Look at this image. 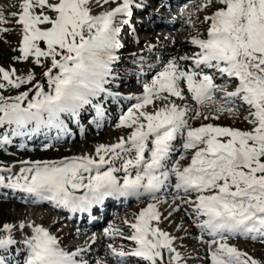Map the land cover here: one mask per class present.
<instances>
[{
	"label": "snow or ice",
	"instance_id": "1",
	"mask_svg": "<svg viewBox=\"0 0 264 264\" xmlns=\"http://www.w3.org/2000/svg\"><path fill=\"white\" fill-rule=\"evenodd\" d=\"M213 2L203 0L200 8ZM215 2L221 6L204 18L209 23L207 37L191 39L199 51L170 59L150 83L143 84L142 94L127 97L136 103L117 124L132 129L127 138L97 146L95 156L23 161L25 166L18 175L0 174V187L19 190L33 197V202H53L71 212L89 211L109 197L157 200L158 193L175 189L173 202L190 205L198 220L205 217L197 226L212 238L207 242L211 264H261L227 241L241 236L264 242V0ZM111 4L116 6L93 13L94 7ZM134 4L135 0H21L19 12L11 14L21 27L20 56L16 59L32 58L41 67L50 60L43 73L48 90L37 82L33 89L16 96L0 94V128L8 126L12 136H31L42 128L66 131L62 117H77L94 99L97 103L93 107L102 114L99 101L119 95L107 86L115 79L113 65L118 57L114 53L121 47L119 24L129 23ZM186 14L193 15L190 11ZM7 23L0 13V24ZM7 31V27L0 28V32ZM180 61H191L192 66L185 69ZM205 69L237 81L233 91L224 93V103L216 111L237 115L246 106L244 119L250 129L211 123L192 127L190 119L202 113L194 111L190 117L187 105L169 99H186L181 87L184 82L196 104L216 103L222 86ZM34 80V72L22 76L16 75L15 68L0 67V90L19 89ZM157 100L163 101V106L147 111ZM178 139L180 149L175 147ZM9 142V135L3 134L0 144ZM177 151L180 155L173 159ZM189 152L190 160L183 166ZM117 160L122 162L119 168ZM11 171L0 168V173ZM121 171L122 180L116 175ZM81 190L82 194H77ZM193 194L194 198L185 199ZM160 218L157 203L148 204L129 225L133 234L125 238L136 246L126 251L123 246L108 245L118 264H129L130 257L147 264H181L183 257L174 247L176 237L158 226ZM15 227L4 224L0 229L5 233L0 235V251L17 243L12 235ZM25 227L32 228V235L24 241L29 252L25 264H88L83 258L87 248L66 251L45 227L19 224L20 229ZM119 232L115 226L105 229V235L112 238ZM0 264H8L3 255Z\"/></svg>",
	"mask_w": 264,
	"mask_h": 264
},
{
	"label": "rangeland",
	"instance_id": "2",
	"mask_svg": "<svg viewBox=\"0 0 264 264\" xmlns=\"http://www.w3.org/2000/svg\"><path fill=\"white\" fill-rule=\"evenodd\" d=\"M203 2V0H198L195 1V4L193 5L192 8V13L193 15H197V22L198 21H203L204 18L206 16H209V14L213 11H215L218 7H220L221 5H219L218 3L213 2V4L210 7L201 9L200 8V4ZM21 0H19V2L17 3L16 0L15 1H10V0H0V13H3L4 16L6 17V19L8 20L7 24H0V28L3 27H7L9 29V31L7 32H0V67L5 68L6 70H10L11 68H15L16 69V75H22V76H26L29 74V72H34L35 73V80L27 85H23L21 86V88L19 89H15V88H6L3 90H0V94H3L6 97L9 96H16L18 94H20V92H24V91H29V89H33V86L39 82L41 84H45V90H48V87L46 86L47 83V78L43 75V73L47 70L48 67H50V60H45L44 61V66H38L35 65L33 62L32 58H29L28 61H22V60H18L16 59V57L20 56V52H19V47H20V42H21V27L19 24H17L16 19L11 15L14 12H19L20 9H15V5L17 4L18 6L20 5ZM112 5H116V4H111V5H104L102 8L101 7H94L93 9V13L94 14H99L101 11L107 9L108 7L112 6ZM207 9V10H206ZM191 12V11H190ZM174 15V14H172ZM192 16V15H191ZM191 16L189 17L187 14H184L181 16L182 21H185L187 26L183 29H181V33L182 34V39L184 38V41L186 42L188 40L189 37H191V34L188 33L190 31V29H194L195 30H199V27H192L193 22L189 23V20L191 18ZM201 16V17H199ZM194 17V16H193ZM205 21V20H204ZM161 31V30H160ZM174 32V31H172ZM171 32H168V35ZM199 36V35H198ZM131 40V37H129ZM190 39V38H189ZM192 39V38H191ZM157 40V39H156ZM173 44L174 43V39H170L168 41V44ZM42 47L44 46L43 44L41 45ZM164 46V45H162ZM145 47H147V50L150 51H154V52H148V53H143V50L146 49ZM158 47V41H154L150 44H147L145 42L139 41H131L130 42V46L127 48V52L128 54L126 56H128L129 58L126 59V64L123 63L121 65H134L137 68H140L141 70L143 69V65L142 63H146L148 56H153L151 57V61L157 63L160 62L162 60H166V50L164 48H162L163 50L158 52L155 51V49ZM188 47H185V49H187ZM184 50V49H183ZM132 57V58H131ZM22 62V63H21ZM148 62V61H147ZM186 62V61H185ZM190 63V61H189ZM117 68V67H116ZM116 72L113 73V75L115 76L114 80H118L119 82L122 80V77L117 75V70H115ZM145 72V71H144ZM133 78H138V76L136 75H131ZM181 87L184 89V95L186 97V99L184 100H180L178 98L175 97H170L169 99L171 101H174L175 103L184 106L187 105L190 109L189 112V116L192 117L194 111H199L202 113V115L199 118H191L190 119V124L192 127H196V126H201L202 124H213L216 123V121H219V126L221 127H232V128H239L241 130H248L251 128V125L244 119V117L247 115V110L241 108L238 112L237 115H230L227 112H223V113H218L216 111L217 106L220 103H224V99L219 100V96L224 98V93L226 90V86H222V88L219 90L220 94L219 96L215 97V101L216 103L213 102H206L204 105H198L195 102H193L192 98H191V93L188 92V90L185 89V83L182 82L181 83ZM112 92L114 93H118V97H129L130 95L127 94V88H124L122 90H112ZM34 96V90L32 92L29 93V98L31 99ZM134 103H136V101H134ZM133 103V104H134ZM163 101H155V103L153 105H149L147 108V111H154L156 108H159L161 106H163ZM132 104V105H133ZM131 107V106H130ZM129 107V108H130ZM152 107V108H151ZM129 108H127L123 113H125ZM116 116L115 119L112 121L111 127L106 128L104 134H102L101 137L96 138V139H89V141L86 143L85 139H83V137H80L79 139H77L76 145H74L72 148L71 146L69 148H54L51 149L50 151H47V153L44 155L45 158H52L51 160H56L58 158H60L61 156H66V157H74V155L77 156H84V155H90V156H95L96 155V148L97 146L101 145V144H105V145H111V144H115L119 141V139L121 137L127 138V136L131 133H125V131L118 135V136H112L111 133L114 131V128L117 127L116 125L119 123V118L123 113H120L118 110H116ZM119 112V113H118ZM111 113V112H110ZM219 116V119H216V116ZM207 116L209 117L208 119H204V117ZM89 121L87 122H82V127H86L88 126V128H91V124H88ZM113 127V129H112ZM5 128H9L8 126H5ZM108 129V130H107ZM92 135H96V132H92ZM113 134V133H112ZM9 135V139H14L15 136H12L11 133L8 134ZM0 137L2 138V136L0 135ZM14 144L16 146V148L13 149H7L8 152H4L6 150L7 147L2 148L4 146V144H0V162H9V164L11 165V170H13L15 172L16 175L19 174V171L21 169L22 166L19 165V160L17 162H15L14 164H11L9 159H7L5 156H8L10 154L22 157V155H31V154H35L38 153V151L33 152L34 149L30 150V149H25L22 150L23 142H16L18 141L17 138H15ZM27 145L30 144L29 148H32V143H28L26 142ZM17 144V145H16ZM176 145H180V140L178 141V143ZM75 149L74 151H72L71 149ZM5 149V150H2ZM2 153H4V155H2ZM72 154V155H70ZM2 155V156H1ZM180 155V152H178L176 155H173V159L178 158V156ZM98 159V157H97ZM190 159V155L188 154V159L184 160V161H188ZM49 161V160H48ZM183 163V161L181 162V164ZM116 167H120L121 165H115ZM107 168V166H105ZM4 168V167H3ZM18 173V174H17ZM5 175V177L9 176L10 173L8 172H4V173H0ZM14 174V175H15ZM117 175V174H116ZM175 194L173 193V190L169 189V192H167L166 194H164L163 196L159 197L157 199V205H158V209L161 213H163V217L160 218V221L158 223V226L164 231L165 229H168L170 232H172L173 237H176L175 241H174V247H176L177 251H179L183 257V261L181 262V264H211V257H210V248H209V244L207 243L208 241H210V239L204 237L202 235L201 232H198V234L195 236V238L197 240H190L193 239L192 236V232L190 231V228L196 224V221L191 220L188 221L186 218V215L188 214V211L190 210V208L187 210V208L189 207V205L187 206L186 204H184L181 200H176L175 202H173V196ZM180 195H184V194H180ZM195 194H193L192 196H194ZM188 198H192V197H188ZM167 201V203H164L163 201ZM140 202H136V203H132L130 205L131 211L130 212H120L123 216L121 218V221L123 222V225H128V219L129 217H131L132 215H134V212H136L135 207L137 208V205ZM27 204V203H26ZM25 204V208L22 206H11L10 204H4L3 201L0 199V229H2V226L4 224H13L16 226V233H21L19 239L22 240L23 242L25 241V239L29 238L32 235V228L31 227H25L24 229H20L19 228V224L21 222H23L25 225H29V224H34V225H38V222L33 221L31 222L30 216L33 214H36L37 216H39V214L42 212V215L44 216V214L48 213L45 211H48L46 209H43L41 211H39V209H36L33 205H27ZM177 205L180 206V210L176 211V207ZM182 206V207H181ZM22 209H21V208ZM182 209V210H181ZM27 211V215L29 216V218L24 219L23 217H25L24 215L26 214ZM23 213V214H22ZM116 214V215H120ZM113 216V218H111L109 220V222H113L114 220L117 219L118 216ZM22 216V217H21ZM49 221V220H48ZM185 221V222H184ZM184 222V223H182ZM193 224V225H192ZM181 225V227H180ZM154 226H157V222H155ZM184 226V227H183ZM117 228L120 229V232L116 234L115 238L112 239L113 242H117L119 244H123V243H127L128 244V240L126 239H120L117 238V236H123L125 235V237H129V232L124 230L121 226H118ZM182 229V230H181ZM201 231V229H200ZM190 233V234H189ZM5 233H2L1 235H4ZM98 238L102 237L103 233H99L97 234ZM207 235V234H206ZM108 236V235H105ZM90 235H76L74 238L69 239V243H74V242H80L81 239H86V241L88 242H92L96 239L95 237H91L89 238ZM201 237H203V239H201ZM94 238V239H93ZM108 238V237H107ZM238 238L235 239H228V241L230 243H232L235 247H237L239 250L243 251V252H247L251 257H253L256 260L261 261V264H264V242H261L260 240H244V245L247 244V248L239 246V244H242L238 241ZM109 241V240H107ZM123 242V243H121ZM187 244V254H184L183 251L185 250L182 246H184L186 243ZM191 242V243H190ZM109 244H111V242H108ZM190 244V245H189ZM100 248V246H98ZM215 247V246H214ZM94 249V247L92 248ZM166 257H167V253H165ZM93 257H91L89 255V257H86L85 260H87L88 262H90L92 260ZM117 258H113L111 256V254H109V259H106L105 254L101 255L99 258H96L92 264H98L99 261H106V264H116ZM25 264V263H23ZM133 264V263H131ZM139 264H145L144 262H140Z\"/></svg>",
	"mask_w": 264,
	"mask_h": 264
},
{
	"label": "bare ground",
	"instance_id": "3",
	"mask_svg": "<svg viewBox=\"0 0 264 264\" xmlns=\"http://www.w3.org/2000/svg\"><path fill=\"white\" fill-rule=\"evenodd\" d=\"M12 1H15V0H12ZM16 2L18 3L19 0H16ZM115 6L116 5H112L110 7H115ZM110 7H108V8H110ZM15 8L19 9V6L16 4ZM184 11L185 10H182V9L178 10V14H177L176 19L173 20V21H168V22L167 21L165 22V20L158 14H153V13H151L149 11L146 12V14L148 15V17L150 18V20L153 23H160V22L161 23H163V22L166 23L167 29L164 30L159 35V37H158L159 44H158V47L155 49V51L160 52V51L163 50L162 48H164L166 50L167 54H166V57H165L166 60H162L159 63H154L153 61H151V59H152L151 57H153V56H148V62L149 63H148V67H147V72L141 76L142 82L150 83L151 80L156 75V73L159 72L160 70H162L163 66L165 64H167L170 59H172V58H177L178 59L180 56H184V55L192 56L195 52L199 51V49L195 45H193L191 43V40L189 39L190 37L188 38V40L186 42L184 41V38L182 39V34H184V33H181L182 32L181 29H183V28H185L187 26V24L184 21H182L181 17H180L181 15H183ZM191 20L193 22V24L191 23L193 25L192 27H196L197 28V27L200 26V28H198L199 30H195V28L194 29H190V31L188 33H190L191 36H194V37L199 35V36H201L203 38H206L207 37V28L209 26V23L204 21V20L197 22V20L194 17H192ZM126 28H127V25L125 24L122 30L124 31V30H126ZM144 28H145V26H144ZM172 31H174V32H172ZM148 32H149V30H148ZM168 32H171L170 33L171 35H168L167 34ZM147 36L148 37L146 39V42H150V41H153L155 39L156 35L152 33V34H148ZM170 39H174V43L173 44H171V42H170V44H168V41ZM128 45H130V44H128V42L123 44V46H128ZM162 45H164V46H162ZM185 47H188V48L185 49ZM123 56H125V54H123ZM191 63H192L191 61H190V63H189V61H186V62L185 61H180L181 67H183L185 69L190 68L191 67ZM115 64H117V63H114L115 67L120 68V69H118L119 72H117L118 76L124 77V81L121 80L120 82H118V80H111V82L108 85V87H113L114 84H112V83H124V84H119L120 86H117V87L114 86V87H116L119 90L127 88V92L131 93L132 94L131 96L142 94L143 88H141L138 85V83L135 81V79H133V77L131 76V75L135 74V67L132 66V65H129V66H125L123 68L121 65H115ZM125 77H126V79H125ZM219 79L221 80V77L217 78V80H219ZM45 83H47V82H45ZM225 84H228L229 87H233L234 86V80H232V79L225 80ZM220 99H222V97H220ZM106 100L109 102V101H112L113 98L107 97ZM120 100H122L121 106L126 105L128 103V101H129V99H126V98H124V99L122 98ZM113 102L114 103H112V106L114 104L115 105L118 104L115 101H113ZM237 103H239V101H237ZM243 109L245 110V108H243ZM89 110H90L89 109V105L85 106V108L80 111L81 116H83L85 118L86 117L88 118L89 115H90V111ZM93 121L97 122V123L98 122L101 123L103 121L102 125L103 126H107V124L109 123L110 119H108L107 116L104 115V116H99L97 118H94ZM72 123H73L72 124L73 129L79 130L80 124L76 123L75 121L73 122V119H72ZM216 124H219V121L218 122L216 121ZM106 128H108V127H106ZM112 129H113V127H112ZM55 130H56L55 128H52V129L42 128L39 132H37V133H35V134L31 135V136H25V137L19 136L18 137V140L24 141V140L28 139L29 142L34 143L35 146L32 148V149H34L33 152L38 151V153L31 154V155H24V156L22 155V157L10 154V155L5 156V157L7 159H9L10 163H15V162H17L19 160V165L22 166V167L25 166L22 163L23 161H48V160H51L52 158H45L44 157V155L47 153V150L45 148H41V146L43 144V141L45 139L49 138L50 134L52 132H54ZM105 131L106 130H103V129L99 128L98 132H96L97 134L96 135L95 134L92 135L90 129H85L84 132H86V134L90 133L89 136H86L84 138L85 142L87 143L89 141V139H93V138L96 139V138L101 137L102 134H104ZM124 131L125 132H130V131H132V129L125 128V127H115L114 131L112 132L113 134L111 133V135L112 136H118V135L122 134ZM0 132L4 133V134H8L10 132V129L9 128H5V126H4V127L0 128ZM60 133H61V136H59V137H57L55 139V142L56 143H60V144L57 145V146H52L51 149H54V148L61 149L63 147L64 148H69L70 146L72 148L74 145H76L77 138H79L78 133L75 132L73 134L68 129L66 131L60 130ZM9 140H10V142L5 144V146L8 145V148H6V150L2 149V150H5L4 152H8L7 149L15 148V146H14L15 144H13V140L12 139H9ZM25 149H27V145L25 146V148L23 150L25 151ZM28 149H30V148L28 147ZM32 149H30V150H32ZM71 150L74 151L75 149H71ZM2 155H4V153H2ZM70 155H72V154H70ZM77 155H79V154H77ZM77 155H74V156H77ZM64 158H66V156L65 157L61 156L60 158L56 159L55 161L62 160ZM51 161H54V160H51ZM120 163H121V161H119V160H117L115 162V164H120ZM8 166H9V162H0V168H3V167L5 168V167H8ZM2 190H8V189H5L4 187H0V199L3 201L4 204H10L11 206H14V207L15 206H22V207L25 208V204L30 202V201H32V200H30V197L23 196V194L21 192L14 191L13 189H9L6 192V194H4L2 192ZM112 203H113V199H111V198L105 199V202L102 205V207H100V209H93V211L91 212L92 217L94 215H96L97 213H100L102 211V212H104V213H102L103 214L102 216L105 218L104 219V221H105L107 219V217H108V214L105 212V209L108 206H110ZM34 204L36 205L37 209H41V210L44 209V208H47L50 205V203H48L47 201L35 202ZM58 210H60V209L59 208H54V210L52 212H48V213L44 214V216L42 214L39 215V217L37 218L36 222H38V220H39L40 222L52 224L51 225L52 228H58L63 223L67 222L66 219H61L60 218ZM129 211H131L130 207H126V208L123 209V212H125V213L129 212ZM26 215H27V211H26V214L24 216L26 217ZM89 217H91V216H89ZM121 218H122V214L118 217L117 220H115L109 226L108 225L107 226H105V225L101 226V223H99V224L95 225L96 228L90 229V230H87V231H86V229L75 230L76 229V225H70L69 228H67V229H69L68 230L69 233L65 234V235H62L61 240L63 242H68L69 239L74 238L76 235L79 236V235H88V234L90 235L89 238H91L92 235L94 234V232H98V231L103 232L105 227L110 228V227H113V226L116 227V226L120 225L123 229L129 230V226L128 227L126 225L124 226L123 222L121 221ZM186 218H187L188 221H191V220H194V221L196 220L197 221L198 220L197 217L194 214H191V211H188V214L186 215ZM35 219H36V217L33 218V220H35ZM87 220H88V215H83L81 222L87 221ZM184 222H182V223H184ZM103 223H105V222H103ZM180 227H181V225H180ZM14 229H16V227ZM190 231L193 233L192 236H191V237H193V239H190V240H192V241L193 240H197L195 238V236L198 234L200 229L196 225H193L190 228ZM13 232H16V230H14ZM63 232H64V230H60L59 231V233H61V234ZM2 233L3 232L0 231V235ZM117 238H118V236H117ZM107 240H109V241H107ZM20 242L21 241H19L18 244H20ZM108 242H111V244H113V246H115L117 248H120L121 246H123V247L125 246V244H119L117 242H113L112 239H109V238H106L105 236H102L99 239H97V241L94 242L92 245H90L89 242L86 241V239H81L80 242L71 243L69 248L70 249H74L76 247L87 248L88 251L83 254V258L89 257V255H90L93 258H92V261H90L88 264H92V262L96 258H99L101 255H104V254L106 256V259H109L110 250L108 248V245H109ZM187 244H188V242L184 246H182L185 249L183 251L184 254H187V248H188ZM95 245L96 246H100V248H95V249H97L96 251H94L95 249L94 250L92 249V247L95 246ZM212 247H214V245ZM128 260H129V262H131L130 260H132V261L135 260V262H138L137 259L132 258V257L128 258ZM116 264H118V260H117ZM129 264H131V263H129Z\"/></svg>",
	"mask_w": 264,
	"mask_h": 264
}]
</instances>
